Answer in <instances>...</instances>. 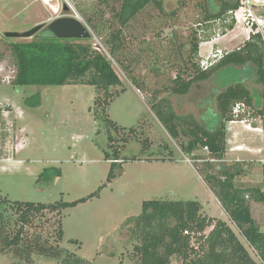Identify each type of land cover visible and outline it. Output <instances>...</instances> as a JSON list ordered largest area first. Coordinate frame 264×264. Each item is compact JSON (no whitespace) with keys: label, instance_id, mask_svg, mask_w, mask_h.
Here are the masks:
<instances>
[{"label":"trees","instance_id":"16d2710c","mask_svg":"<svg viewBox=\"0 0 264 264\" xmlns=\"http://www.w3.org/2000/svg\"><path fill=\"white\" fill-rule=\"evenodd\" d=\"M69 1L92 36L6 38L14 67L10 83L16 86L90 85L96 89L94 106L104 111L123 91L119 69L147 99L167 135L191 161L259 262L224 220L203 214V205L197 200H144L141 212L124 222L128 238L134 241L130 256L137 264H170L172 260L179 264H264V231L255 223L250 210V202H264V194L258 186L237 184L236 178L243 172L242 164L221 162L226 151V123L244 118V114L233 116L234 104L242 101L248 105L254 94L262 93V36L259 31L250 32L238 48L226 52L206 69L200 65L199 55L201 43L234 28L236 22L231 12L239 6V0H110L106 5L111 10L108 18H104L100 9L92 12V7L85 3ZM187 9L194 19L188 31H184L181 18ZM135 39L137 55L128 48ZM144 52L148 55L144 56ZM141 58L149 60L148 72L157 79L154 87L148 84L147 75L133 72ZM226 69L232 75L221 85L211 82L218 71ZM245 69L250 71L249 75L243 74ZM251 84L258 87L252 90ZM27 102L39 105L40 95L29 97ZM205 114H212L211 126L206 124ZM149 124L142 122L125 129L105 117L104 158L111 163L107 182L115 177L113 169L117 166L121 168L127 161L142 160L141 155L153 144V139L146 134ZM120 132H126L129 137L144 135L139 143V156L132 154V150L123 154L118 140L125 144L129 138H115L114 134ZM160 142L161 150L166 151L163 156L144 160H174L170 145ZM201 150L206 153L201 154ZM53 170L54 177L60 175L59 169ZM94 195L54 203L11 201L0 195V253L12 252L27 264L37 258L54 259L60 264H94L60 245L61 210ZM45 212L57 217L53 237L35 230L29 233L28 228L35 229L38 223L35 217Z\"/></svg>","mask_w":264,"mask_h":264},{"label":"rangeland","instance_id":"374dc122","mask_svg":"<svg viewBox=\"0 0 264 264\" xmlns=\"http://www.w3.org/2000/svg\"><path fill=\"white\" fill-rule=\"evenodd\" d=\"M56 1L59 9L55 13L41 0H0V101L4 107L15 108L19 115H15L14 122L16 138L21 143V149L14 159L22 163L19 170L8 168L0 171V195L11 201L54 203L60 200L73 202L95 193L93 197L61 210L63 239L60 243L63 248L94 264H137L130 256L134 241L128 238L124 222L141 212L144 200H197L203 205L202 213L224 220L245 245L252 258L259 262L255 252L211 195L201 176L167 135L150 110L147 99L127 81L119 69L116 68L123 83V91L108 103L104 111L101 107L94 106L96 89L90 85L16 86L10 83L14 67L10 42L3 33H20L39 24L45 26L55 17L65 15L66 12L62 10L64 0ZM74 2L89 5L92 12L100 9L104 12V18L111 16V10L106 6L110 0ZM71 4L73 5V2ZM115 4L118 6L117 2ZM189 10L187 9L181 18L184 31H188L194 19ZM40 31L31 37L12 39L28 40L37 36ZM141 34L146 37V33L141 31ZM134 35L140 38L138 33ZM92 40L97 45V40ZM136 45L137 39L128 46L135 55L138 47ZM146 55L148 53L144 52V56ZM148 61L147 58H141L134 65L133 72L136 75H147L148 84L154 87L157 79L149 74ZM243 74L249 75L250 71L245 69ZM229 75H232L231 70H220L211 82L216 86L221 85ZM37 93L40 95L39 105L34 106L27 102L29 97ZM106 116L125 129L149 122L146 134L153 139L151 147L141 155L142 160L127 161L121 168L117 166L113 169L115 177L108 182L111 163L104 158L107 145ZM204 117L207 118L206 124L211 126L214 122L212 114H205ZM126 135V132L114 134L115 138H129L125 144L118 140V145L123 147V154L132 150V154L139 156V143L144 135ZM162 140L170 145L174 160H144L146 157L153 159L163 156L162 153L166 151L161 150ZM199 152L206 153L205 150ZM53 168L59 169V176L54 177ZM242 177L236 178L237 184L249 186L240 181ZM251 212L255 223L264 226V207L260 209L253 205ZM55 216L50 212L36 216V228L29 227L28 232L35 230L53 237L56 226L54 220L57 219ZM0 264L27 263L15 257L12 252H2ZM29 264L60 262L37 258ZM170 264L179 263L172 260Z\"/></svg>","mask_w":264,"mask_h":264},{"label":"crops","instance_id":"0c3cea01","mask_svg":"<svg viewBox=\"0 0 264 264\" xmlns=\"http://www.w3.org/2000/svg\"><path fill=\"white\" fill-rule=\"evenodd\" d=\"M263 14L264 12L261 13V15ZM259 31L264 48V27H261ZM250 32L251 29L237 23L233 29L219 39L201 43L199 55L203 58L212 48H220L226 52L238 48L248 38ZM250 87L253 90L258 86L251 84ZM18 149L20 150L21 146ZM1 155L0 153V157ZM262 158H264V83L262 93L257 92L254 94L251 103L247 105L244 118L242 120H230L226 123V151L221 162L242 164L243 172L238 177L243 176V179H240V181L246 182V184L251 186H258L264 194V166L261 163ZM186 161L194 168L189 159L186 158ZM21 164L20 160L15 161L14 158L11 161L0 160V171L8 168L19 170ZM210 193L221 207L214 194L211 191ZM253 205L263 209L264 202L251 201L250 210H252ZM259 228L264 231V226H259Z\"/></svg>","mask_w":264,"mask_h":264},{"label":"built area","instance_id":"2783aa9c","mask_svg":"<svg viewBox=\"0 0 264 264\" xmlns=\"http://www.w3.org/2000/svg\"><path fill=\"white\" fill-rule=\"evenodd\" d=\"M262 12H264V0H239V6L231 13L235 19V24H243L245 27L251 29L252 32L259 31L261 27H264V14L261 15ZM221 36L222 35L217 33L213 40ZM225 53L226 51L220 48H212L208 54L201 59V67L204 69L208 68ZM246 111L247 104L242 101L236 102L232 108L234 117L245 114ZM0 115V133L2 134V144L0 145V153L2 155L0 160L11 161L18 152L19 146H21L19 139H17L15 135L14 121L17 110L13 107H4L0 102ZM261 163L264 166V158L261 159ZM185 233H187V231H185Z\"/></svg>","mask_w":264,"mask_h":264},{"label":"water","instance_id":"95a60500","mask_svg":"<svg viewBox=\"0 0 264 264\" xmlns=\"http://www.w3.org/2000/svg\"><path fill=\"white\" fill-rule=\"evenodd\" d=\"M62 10L66 12L65 15L55 17L45 26L39 24L20 33L6 31L3 36L7 38H27L40 30L37 36H52L59 39H83L92 36L91 30L69 0H64Z\"/></svg>","mask_w":264,"mask_h":264},{"label":"bare ground","instance_id":"6f19581e","mask_svg":"<svg viewBox=\"0 0 264 264\" xmlns=\"http://www.w3.org/2000/svg\"><path fill=\"white\" fill-rule=\"evenodd\" d=\"M43 4H45L46 6L50 7L53 12H58V9H59V5L57 4V1L56 0H41ZM53 6H50L52 5Z\"/></svg>","mask_w":264,"mask_h":264}]
</instances>
